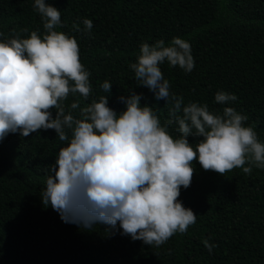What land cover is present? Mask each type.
<instances>
[{"label": "trees", "instance_id": "1", "mask_svg": "<svg viewBox=\"0 0 264 264\" xmlns=\"http://www.w3.org/2000/svg\"><path fill=\"white\" fill-rule=\"evenodd\" d=\"M45 2L60 10L62 26L55 30L77 40L80 61L90 73L91 95L84 100L69 94L63 102L66 112L79 117L80 109L70 108L73 101L83 108L109 95L100 88L107 80L112 83L109 107L125 110L119 97L133 89L165 124L171 100H156L148 88L137 86L129 65L137 61L142 43L164 40L167 46L180 37L190 43L195 67L187 73L166 62L160 65L170 92L183 96L184 105L207 104L215 114L233 107L247 116L245 126L253 127L264 143V0ZM33 4L0 0V41L16 34L27 38L32 31L41 38L46 34ZM85 18L93 22L88 33L83 31ZM218 91L237 99L218 104ZM168 132L180 136L176 124ZM199 139L188 137L193 147ZM66 145L52 129L27 137L9 133L0 141V264H264V168L253 166L251 174L236 168L221 175L193 161L191 185L181 188L178 199L193 210L196 223L156 247L122 234L119 225L85 229L65 223L50 204L43 205L47 169ZM205 240L215 245L211 253Z\"/></svg>", "mask_w": 264, "mask_h": 264}, {"label": "clouds", "instance_id": "2", "mask_svg": "<svg viewBox=\"0 0 264 264\" xmlns=\"http://www.w3.org/2000/svg\"><path fill=\"white\" fill-rule=\"evenodd\" d=\"M33 9L44 21L42 38L32 31L27 38L16 34L0 41V141L9 133L27 137L40 129H52L67 141L47 169L41 196L62 221L85 229L119 225L122 234L159 247L196 223V214L178 199L181 188L191 185L193 161L221 175L264 168V143L253 127L245 126L247 116L233 107L215 114L207 104L184 105L183 96L170 92L160 65L166 62L187 73L195 67L191 45L180 37L167 46L164 40L142 43L137 61L129 65L137 86L148 88L156 100H171L165 124L133 89L119 97L125 110L109 107L112 83L107 80L100 88L109 95L83 108L73 101L70 108H79V117L66 112L63 102L69 94L84 100L91 95L90 73L80 61L77 40L55 30L62 26L60 10L45 0H34ZM82 23L83 31L90 32L92 20ZM73 27L80 31L78 24ZM236 99L225 91L215 94L221 105ZM171 124L178 126V138L169 134ZM189 135L200 138L195 147ZM204 245L209 253L215 247L208 240Z\"/></svg>", "mask_w": 264, "mask_h": 264}]
</instances>
